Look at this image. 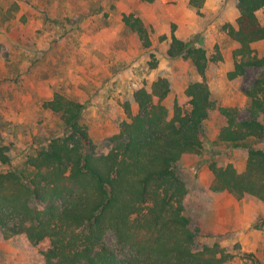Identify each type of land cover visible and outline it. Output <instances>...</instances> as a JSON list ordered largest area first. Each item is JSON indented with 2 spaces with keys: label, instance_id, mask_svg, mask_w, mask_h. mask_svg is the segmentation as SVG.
Returning a JSON list of instances; mask_svg holds the SVG:
<instances>
[{
  "label": "trees",
  "instance_id": "trees-1",
  "mask_svg": "<svg viewBox=\"0 0 264 264\" xmlns=\"http://www.w3.org/2000/svg\"><path fill=\"white\" fill-rule=\"evenodd\" d=\"M162 6V0H139ZM202 14L205 0H189ZM237 25L225 24L238 43L230 79L251 66L264 67L253 43L264 40V0H237ZM126 25L144 47L151 46L143 19L125 14ZM166 39V37H165ZM217 50H219L217 48ZM172 58L190 59L201 81L191 82L175 102L171 116L164 99L172 91L167 77L135 88L139 111L122 121L97 150L84 121L85 104L62 93L44 103L59 114L62 132L20 160L12 144L0 143V241L25 236L43 264H225L231 253L219 242L196 247L198 229L188 213L187 184L177 170L190 154L210 155L204 122L211 111L226 117L215 144L245 151V170L211 160L209 188L227 190L237 199L254 196L264 203V70L250 88L248 112L222 106L207 82L211 62L201 35L188 40L172 36ZM156 65L153 64L152 67ZM214 151V150H213ZM211 156V155H210ZM115 235V246L107 235Z\"/></svg>",
  "mask_w": 264,
  "mask_h": 264
},
{
  "label": "rangeland",
  "instance_id": "rangeland-1",
  "mask_svg": "<svg viewBox=\"0 0 264 264\" xmlns=\"http://www.w3.org/2000/svg\"><path fill=\"white\" fill-rule=\"evenodd\" d=\"M133 2L141 1L0 0V143L12 144L18 160L62 132L60 115L44 107L57 92L85 104L84 121L100 150L116 127L130 120L125 104L130 102L132 114L139 111L138 104L132 100L136 87L144 82L152 83L163 71L168 74L172 91L163 103L173 116L175 102L183 103L187 86L201 81L198 78L202 76L190 59L168 56V49L162 45L166 35L155 37L152 33L154 42L159 41L152 49L155 44L152 40L151 46L144 47L132 31L140 56L128 66L129 78L123 87L117 76H111L122 69L119 53L109 54L110 63L113 58L115 61L107 68L109 62L97 63L90 51L84 49V32H93L98 22L108 23L110 10H115L118 23L124 22L125 14H134L128 12L134 8ZM258 16L264 21L262 10ZM232 41L223 42V51L220 46L213 47L212 41L204 43L210 55L222 56L221 60L210 63L207 82L219 105L238 106L241 116L245 117L249 112L244 90L252 86L264 67H248L244 76L230 79L228 73L234 70L236 62L233 53L236 48L230 49ZM88 44L94 47V43L88 41ZM253 48L263 56L264 41L257 42ZM104 55L98 54L101 59ZM153 64L156 66L152 67ZM160 65L162 72L154 74ZM228 66L233 68L229 71ZM225 124L223 114L211 111L204 122L205 145L212 149L211 156L190 154L177 166L189 190L186 205L198 229L196 247L219 242L232 255L225 264H264V203L254 196L237 199L227 190L209 188L213 177L211 160L223 165L233 163L241 171L246 168L245 151L215 144ZM3 168L0 164V170ZM213 195L223 196V200L232 195L242 202V208L238 214L217 215L215 208L210 207ZM107 242L115 246L112 232L107 235ZM0 264H43V259L21 235L0 241Z\"/></svg>",
  "mask_w": 264,
  "mask_h": 264
},
{
  "label": "crops",
  "instance_id": "crops-1",
  "mask_svg": "<svg viewBox=\"0 0 264 264\" xmlns=\"http://www.w3.org/2000/svg\"><path fill=\"white\" fill-rule=\"evenodd\" d=\"M162 2V6L144 1L133 2L134 8L128 12L134 13L136 16L143 19L150 35L154 33L155 37L158 34L167 36L166 39L162 41L165 50L169 48L173 34L185 40L200 34L201 37L204 38L203 43L212 41L213 47L220 46L222 51L224 50L223 42L227 39L232 41V38L228 35V31L224 26L227 23H231L235 26L237 25V19L240 15L237 0H205L204 7L202 8V15L198 14L196 10L190 6L189 0H162ZM117 16L115 10H110L108 23L101 24V22H98L95 24L97 28L93 32H84V40L86 41L84 49L90 51L97 63L101 64L103 61H105V63L109 62V64L106 65L107 68L115 61L113 58L110 63L109 54L113 52L119 53L121 57L120 61L123 63L120 67L122 69L120 72L114 71L111 76H117L116 79L120 80L123 87V85L128 82L129 78L127 68L133 61L139 58L140 52L139 45L135 42L132 30L129 29L125 22L118 23L116 21ZM151 40L154 42L152 36ZM88 41L94 43V47L93 44L89 45ZM233 41V45L230 48L232 51L238 47V43ZM257 42L253 43L254 47H256ZM154 43L152 49L156 48L159 41ZM100 53L105 54L103 59L98 56ZM232 68V66H228L229 71ZM155 72L156 74L162 72L161 65L156 68V70L154 69V74ZM161 74L162 76L165 75L164 77H168V74L164 73V71ZM132 79L133 77L131 80ZM151 79L153 80L154 77ZM198 80H202V77L198 78ZM128 84H130V82ZM130 93H132V90H130ZM200 184L202 187L205 185L201 180ZM221 197L223 196L219 197L213 195L214 199L210 206L215 208L217 215L224 214L225 216L227 213L230 215L238 214L239 210L242 208V202L232 195L226 196L228 197L226 200H223ZM208 216L209 218L211 217L209 213Z\"/></svg>",
  "mask_w": 264,
  "mask_h": 264
}]
</instances>
